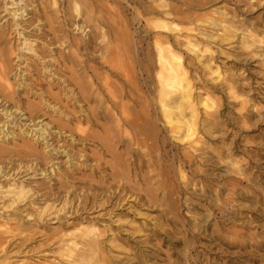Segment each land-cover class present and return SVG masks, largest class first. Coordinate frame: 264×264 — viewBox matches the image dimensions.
Listing matches in <instances>:
<instances>
[{"label": "rangeland", "instance_id": "374dc122", "mask_svg": "<svg viewBox=\"0 0 264 264\" xmlns=\"http://www.w3.org/2000/svg\"><path fill=\"white\" fill-rule=\"evenodd\" d=\"M58 1L61 9L62 0ZM101 1L93 0L92 5L105 2ZM108 3L120 15V29L133 37L131 56L142 63L147 55L156 58L154 44L159 37L166 38L161 40H167L180 58L192 86L193 105H197V142L171 139L157 122L154 139L147 140L148 148L129 146L122 138L105 151L97 141L108 126L102 119L103 104L95 102L97 99L74 104L65 100L57 82L25 76L50 106L46 108L30 92L0 105V112L11 109L12 114L15 108L21 112L12 114L10 120L0 113V129L7 126L0 132V208L8 202L1 192L16 174L22 173L15 181H25L33 193L13 214V223L26 231L5 247L0 262L7 263L0 264H70L59 258L58 245L45 246L44 242L62 232H73L79 223L93 226L100 234L93 264H264V0ZM155 3L163 8L151 11ZM162 12L169 14L165 20ZM47 15H52L50 10ZM32 16L20 20L25 36L34 34L36 24L27 28ZM1 18L0 26L10 20L0 10ZM38 19L46 31L44 19ZM213 20L228 30L215 26ZM161 21L182 31L163 34L155 28ZM87 31L95 34L90 28ZM8 40L14 49L22 42L14 34ZM36 44L41 47L40 41ZM95 50L92 55H86L91 51L84 53L87 57L80 53V60L103 77L105 69ZM25 59L31 75L33 70L41 71L29 55ZM78 71L66 66L61 76L68 80ZM133 72L140 81L139 68ZM15 74L16 70L9 75L13 86L18 82ZM110 81L120 84L116 78ZM204 103L218 118V126H205V120L211 118L205 115ZM80 106L90 117H83ZM29 112H35V123L24 120ZM37 125L45 129V141L37 142ZM49 152L51 159L45 157ZM117 173L123 178V192L133 189L141 197L122 201L108 218L102 216L108 196L103 189L116 188L119 183L112 179ZM67 190L75 205L78 198L89 197L93 210L58 217L48 213L38 225L33 219L36 211L47 199L58 205L62 200L54 198L60 199ZM33 199L36 206L29 207ZM20 211L33 220H22ZM26 236L30 240L24 243Z\"/></svg>", "mask_w": 264, "mask_h": 264}, {"label": "bare ground", "instance_id": "6f19581e", "mask_svg": "<svg viewBox=\"0 0 264 264\" xmlns=\"http://www.w3.org/2000/svg\"><path fill=\"white\" fill-rule=\"evenodd\" d=\"M102 1L105 2L103 4L97 2L98 4L95 7L94 4L92 5L93 0L92 2H87V0H62V8L60 9L61 6H58V0H0V10L10 17L9 21L0 26V105L2 103L4 105L8 104L23 92L37 95L25 76L31 78L34 76L36 81L42 76L49 79V83L57 82L56 84L63 91L65 100H72L74 104L81 105L97 99L98 101L95 100V102L99 105L103 104L102 119L108 126L103 127V135L97 138V141L99 147L105 151L110 148L113 149V141L121 142L122 138H126L129 146L139 147L144 145L148 148L147 140L154 139L153 135L156 128H158L156 127L158 126L156 125L157 122L163 124L166 134L171 139L178 140L183 137L184 141L195 144L199 132L196 129L199 124H197V105H193L194 101L191 98L192 86L180 58L175 55L168 42H166L167 40H161L166 38L159 37L156 38L158 42L156 41L154 44L158 53L156 58L147 55L142 63L139 58L131 56L132 53L130 54L129 51L132 48L131 44H133L132 35L125 29H120L119 25L122 24L120 15L116 9L109 7L108 2L119 3L123 1L128 3L132 0ZM160 4L155 3V5H152L151 11L162 9L163 7ZM80 6H82V9ZM69 7L72 8L75 15L69 13ZM30 8L31 10H28ZM49 10L52 15L46 17ZM31 14H33L32 19L30 21L26 19L25 21H28L27 28L36 24L34 34L25 36V30L22 29L20 20ZM160 14L163 16V20H165V16L169 15L167 12ZM38 17L44 19L46 31L40 25L42 20ZM219 23V20H213L215 26H219ZM219 27L224 31L228 30L224 26ZM87 28L94 30L95 34L91 36ZM155 28L163 34L182 31L174 26H168L165 21L159 22ZM13 34L17 39L22 40L16 49L11 46L8 40ZM39 41L41 47L38 48L36 42ZM94 50L97 51L95 53H100L98 54L100 56L98 58L100 59L99 65L105 69L103 77L90 71L85 66V61L80 60V53H83L84 56V53L91 51L90 54L86 55H92ZM188 50L190 49L188 48ZM193 50L195 49L193 48ZM25 55H29L39 63L40 72L33 70L34 74L31 75V69L26 63ZM66 66L78 68L77 76L74 77L72 74V77L68 80L61 76ZM137 67L141 72L140 81L133 72V69ZM15 70V77L17 76L18 82L13 86L10 83L9 75ZM26 72H28V75H26ZM110 78L118 79L120 84L111 82ZM36 98H39L41 104L49 108L50 105L46 99L40 98L38 95ZM203 106L205 115L211 118L205 120V126H218L215 122L218 118L214 113L209 112V105L204 103ZM80 108L83 117H90L88 111L83 110V106H80ZM1 112H4V116L9 120L12 114H16V112L21 114L18 108H15L12 114L11 109L10 111L6 109ZM34 113L29 112L24 120L29 124L35 123ZM6 127L2 126L0 132L4 131ZM35 127L39 128L40 126ZM127 130H129V133ZM38 132L37 142L40 139L41 142L45 141L47 138L45 129L40 127L35 133ZM30 148L31 146L27 147V149ZM62 152H65V149ZM45 157L51 159L53 154L49 152ZM49 173H53L52 169ZM115 174H113L112 182L119 183L116 188L110 186L103 189V193L108 194V196L103 204L106 205V209H104L102 216H108V218L110 217L108 213L113 214L112 211L118 208L122 201L133 197L136 200V198L141 197V194L133 189H129L128 192L124 193L121 189L122 185H120L123 178L118 173ZM20 175L22 173L13 176L14 178L10 181L7 189L1 192L4 194L1 198H6L8 202L0 208V254L4 252L5 247L10 244L11 240L13 241L15 237L21 236L26 231V229L19 228L17 224H14L16 221L13 220L14 212H18L22 204L25 206L27 200L33 197L32 191L25 186V181L19 183L18 180L15 181ZM71 194L67 190L60 199L54 198L55 200H62L59 201L58 205H56V202H50L51 199H47L43 206L36 211L33 218L35 222L38 225L41 222L43 223L44 215L48 213L54 217L63 214L72 216L91 211L95 207L94 204L90 203L89 197L86 198V196L83 200L78 198L77 205H75L73 199H71ZM28 206L35 207V199L31 200ZM23 213H21L23 215L22 220L26 219V222L30 223L32 215ZM82 224L79 223L74 226L71 233L62 232L60 237L47 238L44 245H58L57 254L66 263L93 264L95 255L98 252L97 237L100 234L93 226L87 224L83 227ZM103 233L105 234V231ZM37 234L35 233L34 236ZM29 240L28 236L23 239L24 243ZM44 245L42 244V247ZM5 262L1 260L0 263Z\"/></svg>", "mask_w": 264, "mask_h": 264}]
</instances>
